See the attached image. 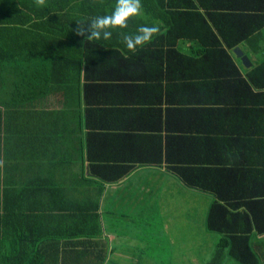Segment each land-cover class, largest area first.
Instances as JSON below:
<instances>
[{
	"label": "trees",
	"instance_id": "obj_1",
	"mask_svg": "<svg viewBox=\"0 0 264 264\" xmlns=\"http://www.w3.org/2000/svg\"><path fill=\"white\" fill-rule=\"evenodd\" d=\"M114 4L115 0H103L102 5L93 4L92 0H47L46 6L37 7L34 0H0V140L3 138L4 143L0 150V156L3 153L2 161L11 157L20 160L6 146L8 140L15 144L14 148L19 152L18 145L30 137L35 138L28 142L33 149H38L45 143L41 141L44 138L42 133L35 134V121L24 122L28 117L15 121L9 116L10 113L16 112L17 118L26 111L39 112L42 108V101L39 100L45 99L44 94L50 88L55 93H61L65 110L71 108L79 114L75 104L82 105V100L88 93L89 82H95L101 75L109 79L123 65L120 69L122 72L131 66V61L137 62L139 58L150 56V59L158 60L169 71L168 79L164 76L168 85L171 79L182 81V91L179 93V100L163 102L162 107L153 113L156 121L152 130L155 128L159 142L154 151H145L150 152L149 163L140 162L144 157V150L138 146L141 145L138 140L136 149L135 145L134 148L132 145L127 146L130 150L128 158L120 157L121 137L126 135L119 133L116 134L119 136L115 142L117 147H107L106 144L104 149L91 146L93 149L99 148L98 153H93L94 156L98 154L97 159L91 163H83V168L89 170L94 178L93 186L98 192L119 182L139 167L154 165L173 172L188 188L211 190L209 179L199 178V172L205 166H217L219 163H203L202 160L193 159V152L201 151L205 144L202 136L213 131L211 125L219 117L238 116L240 113L244 115L240 105L251 104L252 100V112L260 116L264 113V62L255 65L244 76L231 55L232 50L234 52L237 47L249 44L253 39L257 43L255 34L263 24H256L255 28L253 25L249 28H235L236 15L222 13L219 0H142L143 15L130 20L128 29L124 31H134L138 25L153 23H158L161 31L135 53L126 49L117 32L113 33L110 41L83 42V37L75 35L77 21L106 14ZM220 17L224 24L218 22ZM240 24L243 26L245 23L242 21ZM57 38L66 44V51L60 56L54 53L47 55L56 47ZM179 42L182 44L181 48ZM38 46L40 50L33 48ZM28 47L33 49L27 50ZM56 64H64V70L57 71L54 67ZM171 72L174 74L172 77ZM253 88L258 90L256 94ZM240 94L245 95L246 100L238 99ZM219 112L221 116L218 115ZM53 121L54 126L59 128L57 116ZM86 130L84 147L91 150H87L85 154L88 159H93L92 148L87 145L94 143V137L101 133L89 127ZM127 140L135 144L136 136ZM137 151L142 156L135 159L133 155ZM22 164L16 163L15 171L8 170L7 163L2 166L0 164V176L4 177L2 180L10 182L9 179L6 180L8 173L11 176L24 174ZM247 164L256 169L250 171L249 181L241 185L247 191L245 197L219 198V193L214 192L217 198L210 207L207 221L200 226L202 231L199 229L200 223L196 224V228L192 225L184 227L180 238L181 250L192 264H225L226 260H231L234 264H262L264 249L257 243L253 244V238L264 236V162ZM18 180L28 181L24 178ZM23 184L26 188L29 187L27 183ZM4 185L6 188L2 190L0 185V264H51L42 262L40 254L45 249L37 244L14 248L24 239L29 228L28 220L31 219L30 223L35 222L32 215L40 212H37V204L30 200L20 201L17 207L20 209L18 220L22 227H15L11 231L5 223L13 222L16 216L12 215L15 212L4 196L10 195L11 185ZM215 188L213 191H216ZM18 189V185L13 186L14 191ZM101 191L97 197H87L83 202L79 200L66 203L68 209L55 205L63 212L49 216L55 225L47 229H57L48 233L47 239L51 240V246L48 247L56 254V258L60 255L62 259L64 255V264H84L81 263V257L86 254L92 256L93 264H105L111 250L103 249L100 246L102 244L92 243V238L102 233L101 222L108 218L109 208L101 205ZM145 198H142V203L148 200ZM171 200L168 196L164 199L159 195L152 196L153 203L162 214ZM4 214L12 221H8ZM38 216L39 223L43 224L42 215L35 217ZM137 225L135 229L127 228L128 236L139 237V241H143V247L134 246L133 257H136V261L131 258L125 263L159 262L163 255L149 252L146 239L140 237L142 234L138 231L139 223ZM78 226L79 230L86 228L83 235H77L80 232H70ZM165 228L166 224L163 226L164 231ZM122 231L125 232L123 227ZM12 236L20 238L10 245L8 239ZM207 240L216 249L209 252L202 261ZM118 247L123 246L115 248ZM52 264H58L57 259Z\"/></svg>",
	"mask_w": 264,
	"mask_h": 264
},
{
	"label": "crops",
	"instance_id": "obj_2",
	"mask_svg": "<svg viewBox=\"0 0 264 264\" xmlns=\"http://www.w3.org/2000/svg\"><path fill=\"white\" fill-rule=\"evenodd\" d=\"M219 6L222 13L236 15L234 27L237 29L249 28L250 25L255 28L256 24H263L259 32L255 34L258 38L257 43L253 39L249 44L237 47L248 59L247 65L237 57L233 50L231 51L238 69L244 76H247L255 65L264 62V2L219 0ZM242 21L245 23L243 26L240 24ZM218 22L224 24L221 17ZM226 27L231 28V26ZM56 40L58 41L56 47L47 55L54 53L60 56L64 54L63 51H66V44L60 42L58 38ZM33 48L40 50V46ZM33 48L28 47L27 50ZM150 58L149 56V58H139L137 62L136 60L131 61V66L124 72L120 70L123 65L119 72L111 74L109 79L101 75L95 79V82H89L88 93L84 96L82 105L75 104L79 114L71 108L65 110L61 93H55L50 88H47L44 94L45 99L39 100L42 101V108L39 112L36 113L37 110L26 111L17 118L16 112L9 114L15 121L25 117L28 118L24 122L35 121L37 126L35 134L42 133L44 138H41V141H45L44 145L33 149L28 142L35 138L30 137L18 145L19 152L17 148H14L15 144L8 140L6 146L20 160L11 157L9 160L2 161L3 153L0 156L1 166L7 163L8 170L15 171L16 163H23L21 167L25 171L24 174H13L12 176L8 173L6 180L9 179L10 182L2 180L4 177L0 176L1 190L6 188L4 184L11 185L10 195L4 196L7 201H10L9 204L15 212L12 215L16 216V220L5 224L11 231H14L15 227H22L18 220L21 213L17 204L20 201L30 200L37 204V212H40L32 215L34 216L32 219H36L35 222L30 223L31 219L28 220L29 228L26 235L22 242L14 248L28 247L34 243L45 249L40 254L43 263L52 264L57 259L58 264H64V255L62 259L60 255L56 258V254L48 247L51 246V240L47 239L48 233L57 229H47L55 225L49 216L63 212L55 205L68 209L66 203L79 202V200L83 202L87 197L98 196L101 190L96 191L92 183L94 178L87 168H83V163H91L97 159L98 154L94 156L93 153H98L99 148L93 149L91 146H100L104 149L106 144L107 147H117L118 144L115 145V142L119 136L117 137L116 134L124 133L126 136L121 137L120 157L128 158L130 150L127 146L132 145L134 148L135 145L136 149L138 140L141 144L138 146L144 150V157L140 162L149 163L150 152L145 151H154L153 149L158 146L159 142V138L155 135V128L152 130L156 121L153 113L162 107L163 102L179 100V93L182 91V81L177 82L171 79L168 85L164 81V76L168 79L169 71L158 60ZM63 65L56 64L54 67L57 71H63ZM172 76L174 74L172 75L171 72ZM173 78L178 79V77ZM253 92L256 94L258 90L254 89ZM240 96L238 99L246 100L245 95L240 94ZM66 99L68 100L67 95ZM239 108L244 110V115L240 113L238 116H221L219 112L218 115L221 117L215 121L214 125H211L213 131L202 136L205 144L202 145L201 151L193 152V159L202 160L203 163H219L217 166H205L199 172V178L209 179L212 185L211 190L188 188L173 172L165 167L154 165L139 167L119 182L110 184L101 191V205L109 208L110 211L108 210V218L100 224L102 233L93 237L92 243L102 244L100 246H103V249L111 250L105 264H126V260L131 258L134 262L136 261V257H133V247L142 248L143 244L138 237L130 238L128 229L138 227L136 217L142 213L140 206L143 197L149 199L152 195H159L162 199L167 196L172 199L163 210V215L170 217L165 222L166 234L170 226L185 221L188 228L192 222L200 223L199 229L202 231L200 226L207 221L210 207L217 198L214 192L219 193V198L224 196L231 199L232 196L237 198L241 195L245 197L247 191L243 190L241 185L249 181L250 171L253 172L256 169L247 163L264 162V113L262 112L260 116L252 112V100L251 104L245 103ZM56 116L60 121L59 128L54 126L53 119ZM87 127L101 133L100 136L94 137V143L87 145L92 148L93 159H88L85 154L87 150H91L84 147ZM134 136H136V143L131 144L127 139H133ZM91 138L93 139L92 136ZM3 144V138H1L0 150ZM133 156L136 159L142 156V153L137 151ZM19 178L28 181H19ZM23 183H27L29 187L26 188ZM14 185H18V191L13 190ZM214 187L216 191H213ZM209 191L212 193H207ZM37 215H42L43 224L39 223L40 217H35ZM4 217L12 221L5 214ZM79 226L81 227L80 224ZM79 226L74 227L70 232L73 234L80 232L77 235H83L86 228L79 230ZM122 227L125 232L122 231ZM191 229L194 230L192 227ZM19 238L20 236H12L8 239V243L10 245L16 243ZM257 240V245L264 249V236ZM1 241L4 242V239ZM168 243L171 246L178 244L174 237H170ZM120 245L123 247L115 248ZM53 246L56 250V245ZM113 249H115L114 254ZM215 249L212 246V251ZM98 257L100 256H96ZM81 258L83 262H80L84 264L94 262L89 254Z\"/></svg>",
	"mask_w": 264,
	"mask_h": 264
},
{
	"label": "clouds",
	"instance_id": "obj_3",
	"mask_svg": "<svg viewBox=\"0 0 264 264\" xmlns=\"http://www.w3.org/2000/svg\"><path fill=\"white\" fill-rule=\"evenodd\" d=\"M92 2L93 4H103V0H92ZM34 3L37 7H44L47 5V0H34ZM141 15H143L142 0H115L110 12L77 21L75 35L83 37V42L110 41L113 33L117 32L120 42L129 52L135 53L138 49L149 44L161 31L158 23L141 24L134 31H124L128 29L130 20Z\"/></svg>",
	"mask_w": 264,
	"mask_h": 264
},
{
	"label": "rangeland",
	"instance_id": "obj_4",
	"mask_svg": "<svg viewBox=\"0 0 264 264\" xmlns=\"http://www.w3.org/2000/svg\"><path fill=\"white\" fill-rule=\"evenodd\" d=\"M181 46L182 44L179 42V48H181ZM152 196L144 203H141L140 211H142V213L136 217V222L139 223L140 226L139 233L142 234L140 237L146 239L149 252H158L163 255L159 262L154 263L151 261L152 263L150 264H192L184 255L185 252L179 247L181 235L185 229L184 227H186V221L182 223L178 222L174 226H170L169 230H167V234H165L163 226L170 217L161 214L160 210L156 208L155 203H153ZM190 224L195 228L197 227L196 224ZM170 237H174L178 244L171 246L168 243ZM159 240L162 241L159 243ZM255 243H257L256 237L253 238V244ZM212 245H214L212 242L209 240L206 241V249L202 261L207 254L212 251ZM261 261L262 264H264V256L261 257ZM226 264H234V262L228 260Z\"/></svg>",
	"mask_w": 264,
	"mask_h": 264
},
{
	"label": "water",
	"instance_id": "obj_5",
	"mask_svg": "<svg viewBox=\"0 0 264 264\" xmlns=\"http://www.w3.org/2000/svg\"><path fill=\"white\" fill-rule=\"evenodd\" d=\"M234 53H236L238 55V57L242 58V62L245 65H247L248 59L245 56H243V53L241 52V50L239 48H236L235 51H234Z\"/></svg>",
	"mask_w": 264,
	"mask_h": 264
}]
</instances>
